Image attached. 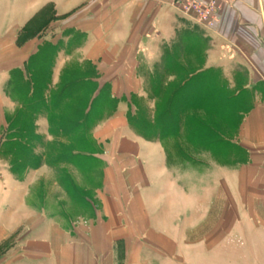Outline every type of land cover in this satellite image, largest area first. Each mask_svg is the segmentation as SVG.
<instances>
[{
	"label": "crops",
	"instance_id": "crops-1",
	"mask_svg": "<svg viewBox=\"0 0 264 264\" xmlns=\"http://www.w3.org/2000/svg\"><path fill=\"white\" fill-rule=\"evenodd\" d=\"M221 17L213 32L160 0H0V58L17 60L0 71V155L6 117L22 108L14 72L28 77L44 44L59 45L47 102L68 72L86 69L116 101L91 130L98 167L89 171L97 181L87 185L86 213L65 211L78 199L56 178L69 170L83 188L78 165L53 168L43 156L21 176L0 159V264H221L229 240L233 264H264V0H231ZM171 59L186 72H215L236 100L248 97L236 130L222 135L226 154L193 145L186 116L181 136L166 140H147L129 123L133 97L154 121L151 77L170 88ZM34 125L47 144L67 139L52 134L48 114Z\"/></svg>",
	"mask_w": 264,
	"mask_h": 264
},
{
	"label": "rangeland",
	"instance_id": "rangeland-1",
	"mask_svg": "<svg viewBox=\"0 0 264 264\" xmlns=\"http://www.w3.org/2000/svg\"><path fill=\"white\" fill-rule=\"evenodd\" d=\"M167 2L166 0H160V3ZM224 9V8H223ZM223 10L221 11L222 14ZM222 23V17L220 20V23L218 24L219 27ZM3 52H7L8 50L14 49H8L9 46H4ZM49 53L50 51L47 50ZM46 52V51H45ZM13 53V52H12ZM11 53V54H12ZM5 53L3 57L0 58V71L3 69H9V67L13 66L15 64L13 57H9ZM40 58V57H39ZM35 60V62L32 65V68L36 71L37 76V82H41L40 85H44L46 81H48V71H49V64L46 65L44 70L39 67V64L41 62V59ZM203 57L197 56L196 59L193 61L195 62L196 66L200 68ZM75 63V61H73ZM72 62V63H73ZM71 63V64H72ZM69 64V63H68ZM193 64V65H195ZM67 65V64H66ZM197 71L196 67H193V69L189 72L195 73ZM39 78V79H38ZM84 76L81 75L77 71L68 72L62 79V89L63 93L65 94H72L74 91L82 87L81 81L83 80ZM212 81L207 86L206 81L207 78L200 76L197 77L193 82L183 86L182 85H173L171 86L166 93L165 100L163 104L160 106V110L163 115L168 114L169 117H172L173 120L176 122L178 121V115L180 110L182 109L180 107L181 98L183 99V102L185 103V107L189 106L190 102V95H194L193 105H198V107H202L203 111L193 110L191 114H189L188 123L185 126L186 133H187V139L194 144L201 143L210 146L214 150H217L219 153L226 154L228 151L231 150L230 146L227 145V143L223 142L221 139V135L230 136L234 130H236V127L239 123V116L238 113L240 111L247 109V104L245 102H241L240 99L245 98L244 100H247L248 97H241L239 100L233 99V97L229 96L225 93V90L217 83L215 76H211ZM181 80V79H180ZM179 82V80H177ZM80 83V84H79ZM89 87V92L92 90V87L89 85H84V87ZM41 87V86H40ZM7 89V88H6ZM5 89V95L8 97L7 90ZM89 92L86 95V98L84 100H81V94L77 95L75 97V101L72 104H69V109H66L60 115H57V118L54 116L52 118V131L56 133L58 131L59 125H63L65 132L67 134H71V138L73 140V147L72 150H78V151H86V152H97V145L94 144L92 138H91V132H87L85 130V127L87 126L88 122L85 123L83 111L81 110L82 105L89 100ZM17 97V96H16ZM19 97V96H18ZM27 97V87H25L24 91V98ZM20 98V97H19ZM21 99V98H20ZM133 102L139 103V99L137 97H133L131 99ZM191 106V105H190ZM40 107V106H39ZM36 108L35 110H39L40 108ZM192 107V106H191ZM197 108V107H194ZM1 114L3 112L6 115H11V112L8 111V108H1ZM170 111V113H168ZM19 112V111H18ZM17 114V113H16ZM15 114V115H16ZM39 116V113L37 112L36 116ZM8 117V116H7ZM6 117V118H7ZM15 117V116H14ZM13 118V117H12ZM35 119V118H34ZM34 121V120H33ZM5 131L7 129V121L5 122ZM22 123L25 124V127L28 129L31 128V116L30 114H22L19 119L17 120V126L21 125ZM7 132V131H6ZM33 133L36 136L35 139H31L30 141V147L26 146L24 149H22V153L16 155L15 157H12L8 154L3 153V151L6 149H2V154L0 155V159L2 163L5 165L10 166V160H12V164L16 165L15 172L18 175H21L24 173L25 169L28 166H31L32 169H37L42 162L43 156L46 157L47 163L50 167H54L57 161V154H51L52 150H47V154L42 152L43 146H51L52 143L47 144L44 140H40L38 136L36 135V128L35 125L33 126ZM181 136V133H180ZM211 140H217V143L212 144L210 143ZM188 141V142H189ZM53 144L61 143V144H68V141L66 139H55L53 138ZM178 142V140H177ZM44 149V148H43ZM56 148L53 149V151ZM51 152V153H50ZM68 157H70V154H65ZM72 155V154H71ZM72 161L76 163L79 166L80 173L82 178L85 181L84 189L78 188L72 179L71 172L69 170L64 171H57L56 178L59 183L63 184L65 187V190L70 196L75 197L78 199L77 202H65L63 205V208L65 207V211L68 210L69 212H72V206L79 210L81 213H86L88 211L86 198L89 196L90 193L87 191V185L92 184L95 185V182L97 181L95 177L90 176L89 171H91L90 168H97L98 162L91 158H85L84 156H77L73 158L71 157ZM68 158V159H71ZM74 159V160H73ZM199 159V158H198ZM41 161V162H40ZM27 166H26V165ZM59 167V166H57ZM90 169V170H89ZM56 189L54 188L53 191L49 190L50 192H53V194L56 193ZM52 194V195H53ZM59 194V193H58ZM54 196V195H53ZM194 212H196L194 210ZM186 215V212H185ZM192 216L193 211L191 214H188L187 216ZM70 216V215H68ZM227 236L224 235V238ZM230 239V238H229ZM232 242L229 240L225 245L224 249H221L222 251V257L217 258V261H221V264H233L231 260V247Z\"/></svg>",
	"mask_w": 264,
	"mask_h": 264
},
{
	"label": "trees",
	"instance_id": "trees-1",
	"mask_svg": "<svg viewBox=\"0 0 264 264\" xmlns=\"http://www.w3.org/2000/svg\"><path fill=\"white\" fill-rule=\"evenodd\" d=\"M49 50L50 53L47 51ZM59 50V45H53V44H44L41 47H39L38 52L33 55L28 63V77H25L24 73L20 70L14 72V85H13V91L14 93L19 96L22 102V108L17 112L16 116L13 118L7 117V125H8V134L6 136L5 142L2 146L6 148L3 153L8 154L11 153L12 157H15L16 155L22 153V149H24L26 146L30 147V141L31 139H35V135L33 133V126H34V118L37 114L45 113L50 116L51 122L52 118L55 116L57 118V115H60L63 111L66 109H69V104L74 103L75 97L79 94H81V100H84L86 98V95L89 92V87L84 85H89L92 87V90L89 92V100L86 101L82 105V111L84 115V119L87 120L85 123L88 122L87 126L85 127V130L87 132H91L93 127L97 125V123L105 116L112 114L116 109V101L112 98L110 90L107 88H102L98 91V86L96 82L93 80L95 79V75L91 69H86L84 71L77 70L81 75L84 76L83 80L81 81L82 87L74 91L72 94H65L61 89L54 93L52 95L51 101L47 102L46 100V94L49 91V87L52 81V71L54 67V61L56 54ZM46 51V52H45ZM40 57V58H39ZM41 59V62L39 64V67L43 70L45 66L49 64V71H48V81L44 85H40L41 82H37V76L36 71L32 68L33 63L37 59ZM178 59L173 61V59L169 60L167 62L166 66L168 68H174L176 69V80L173 85H182L185 86L191 82H193L197 77L203 76L207 78L206 85L208 86L210 82L212 81L211 76H215L217 83L225 90V93L229 96L236 98L232 95L231 91L227 90L225 85L222 84L221 79L218 74H216L213 71H208L204 73H190L184 71L182 66L178 65L177 63ZM39 79V78H38ZM181 79V80H180ZM164 79H162L161 76H152L151 77V93L153 97H156L158 99L157 106H156V112L154 121L151 122L147 112L142 108V105L137 103L136 101L132 104L137 109L135 114L132 112L128 115V120L131 126L135 129V131L146 138L147 140H153L155 138H159L161 140H166L169 137L173 138H179L180 131L182 127V118L184 116L189 117V114L192 113L193 110L203 111L204 109L202 107H198L197 104L195 106L193 105L194 95H190V102L189 104L192 106H186L183 102L184 98H181L180 107L182 108L178 115V121L172 119V117H169L168 114L162 116L160 106L163 104L165 100V96L167 93L168 87L163 86ZM80 84V83H79ZM41 86V87H40ZM25 87H27V97L24 98V91ZM40 106V107H39ZM40 108L39 110H35L36 108ZM197 107V108H194ZM30 114L31 116V128L27 130L25 127V124L22 123L21 125L17 126V120L22 114ZM170 113V111L168 112ZM52 134L56 137H66L68 144H61V143H55L51 146H48L49 150H52L51 154H57V164L60 163H68V164H75L72 161L73 158L77 156H84L85 158H91L93 156L92 152H86V151H78V150H72L73 147V140L71 134H67L65 132V129L63 125H59L58 131L54 133L52 131ZM223 142L227 143V141L222 138V135L220 136ZM39 138V137H38ZM41 138H39V141ZM178 140V139H177ZM42 141V140H41ZM210 143L215 144L217 143V140H211ZM195 146H206L208 148H211L208 145L197 143L194 144ZM56 148V151H53V149ZM70 154L71 159H68L65 154ZM72 154V155H71ZM220 156V155H219ZM223 156V154H222ZM223 157H226L224 155ZM74 160V159H73ZM41 162V161H40ZM26 165V164H25ZM16 165L12 164L11 171L16 174L15 167ZM27 166V165H26ZM31 167V166H29ZM32 168V167H31Z\"/></svg>",
	"mask_w": 264,
	"mask_h": 264
},
{
	"label": "built area",
	"instance_id": "built-area-1",
	"mask_svg": "<svg viewBox=\"0 0 264 264\" xmlns=\"http://www.w3.org/2000/svg\"><path fill=\"white\" fill-rule=\"evenodd\" d=\"M181 15L208 31H216L223 8L231 7V0H166Z\"/></svg>",
	"mask_w": 264,
	"mask_h": 264
}]
</instances>
